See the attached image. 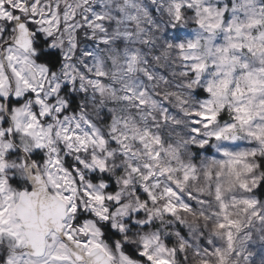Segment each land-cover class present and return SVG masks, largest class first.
<instances>
[{"label": "snow or ice", "instance_id": "1", "mask_svg": "<svg viewBox=\"0 0 264 264\" xmlns=\"http://www.w3.org/2000/svg\"><path fill=\"white\" fill-rule=\"evenodd\" d=\"M0 264H264V0H0Z\"/></svg>", "mask_w": 264, "mask_h": 264}]
</instances>
